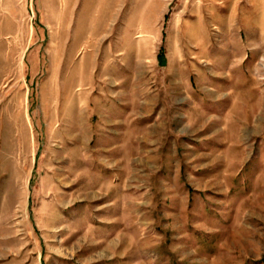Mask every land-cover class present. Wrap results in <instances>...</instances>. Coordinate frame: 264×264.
<instances>
[{"label": "rangeland", "instance_id": "1", "mask_svg": "<svg viewBox=\"0 0 264 264\" xmlns=\"http://www.w3.org/2000/svg\"><path fill=\"white\" fill-rule=\"evenodd\" d=\"M0 264H264V0H0Z\"/></svg>", "mask_w": 264, "mask_h": 264}, {"label": "trees", "instance_id": "2", "mask_svg": "<svg viewBox=\"0 0 264 264\" xmlns=\"http://www.w3.org/2000/svg\"><path fill=\"white\" fill-rule=\"evenodd\" d=\"M161 57H162V55H161Z\"/></svg>", "mask_w": 264, "mask_h": 264}]
</instances>
